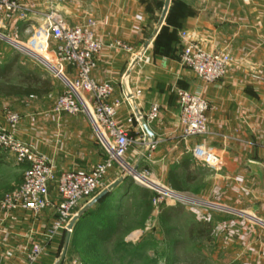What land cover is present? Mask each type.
Returning a JSON list of instances; mask_svg holds the SVG:
<instances>
[{"label": "crops", "instance_id": "obj_1", "mask_svg": "<svg viewBox=\"0 0 264 264\" xmlns=\"http://www.w3.org/2000/svg\"><path fill=\"white\" fill-rule=\"evenodd\" d=\"M23 1L34 5L26 18L3 17L5 27L1 32L6 38H0V67L13 61L14 64L0 81L5 84L2 87L26 88L25 76L32 72L50 85L40 94L1 91L0 128L7 127L4 110L12 109L21 117L18 137L49 157L57 175L69 170L89 172L107 154L85 114L55 110L66 90L65 81L47 75L41 68L21 67L17 82L10 83L21 61L18 51L33 62L42 60L38 53L17 48L12 40L18 36L21 43L30 47L49 5L46 0ZM163 3L164 0H65L54 6L72 25L88 19L96 22V37L105 47L97 57L93 77L114 86L112 101L124 98L123 79L152 33ZM183 33L208 51L224 52L234 58L221 80L206 84L182 65L180 58L186 42ZM55 45L56 41L51 40L50 46ZM63 73L69 79L76 78L72 66L64 65ZM128 88L135 95V103L124 102L117 120L119 125L131 128L132 135L141 134L143 126L130 125L128 118L137 110L148 114L154 104L160 107L158 118L148 123L155 148L143 157L152 174L181 194L192 192V183L206 182L212 203L245 218L233 222L232 233L242 247L234 260L241 259V264H264V0H172L164 25L132 71ZM178 88L202 93L209 101L206 135L183 138ZM146 137L149 139L147 132ZM197 144L218 154L223 160L222 172L205 167L193 157L191 149ZM139 155L134 157L130 153L127 159L135 162ZM24 168L12 152L0 148V169H21L19 183L10 184V188L23 181ZM171 171L176 174L179 191L171 185ZM108 173L107 186L117 180L119 168L115 165ZM50 192L54 201L59 200L54 184L50 185ZM4 194L0 191V199ZM55 217L54 209L38 214L0 209V264H29L27 252L34 242L44 246L37 264H55L59 257L57 247L65 233L58 231L49 236Z\"/></svg>", "mask_w": 264, "mask_h": 264}, {"label": "built area", "instance_id": "obj_2", "mask_svg": "<svg viewBox=\"0 0 264 264\" xmlns=\"http://www.w3.org/2000/svg\"><path fill=\"white\" fill-rule=\"evenodd\" d=\"M65 0H46L49 9L42 15L44 23L34 31L31 46L28 47L18 40H12L21 50H31L41 56L44 52L55 59V67L49 65L63 75L66 83L65 92L59 97L55 110L68 114H85L94 130V133L106 151L107 158L95 165L89 171L69 170L57 175L49 157L40 152L32 143L18 137L20 115L10 109H5L7 127L0 128V146L15 155L16 162L25 165L22 184L8 192L0 200V209L5 212L18 210L31 211L35 214L47 209L56 212L48 234L53 237L58 231L68 232L71 219L86 203L93 199L100 191L107 187L105 176L113 166L121 164L127 155L130 146L134 143L131 128L119 125L118 110L124 103L123 99L111 100L114 86L110 82H98L93 77L98 55L105 44L98 40L95 33L96 22L88 19L85 23L72 25L64 16L55 10L54 6ZM33 4L23 0H0V38H6L1 32L5 27L3 17L26 18L33 10ZM186 39L180 61L183 66L191 69L203 82L212 84L221 80L227 72V67L234 58L224 52H211L203 49L199 44ZM55 40L56 45L50 46ZM120 45V44H119ZM36 50V51H34ZM64 65L72 66L76 70V78L69 79L63 73ZM139 94V92L137 93ZM135 97V95L133 94ZM179 103V122L183 131V138L189 139L205 135L208 132V111L210 103L202 93L192 92L184 88L177 89ZM158 104L152 106L151 111L138 117L136 113L128 118L130 125L141 124V119L151 123L159 116ZM141 128L143 147L149 151L155 148V142L147 139L144 128ZM194 158L203 160L216 169L223 166V160L210 149L197 146ZM54 184L59 200L51 197L50 185ZM44 252V246L34 242L27 252L29 264L38 261Z\"/></svg>", "mask_w": 264, "mask_h": 264}, {"label": "rangeland", "instance_id": "obj_3", "mask_svg": "<svg viewBox=\"0 0 264 264\" xmlns=\"http://www.w3.org/2000/svg\"><path fill=\"white\" fill-rule=\"evenodd\" d=\"M8 47L3 46V49ZM18 53L21 61L11 75L10 83L17 82L21 67L41 68L47 75H56L64 80L63 75L57 74L51 66L55 67V59L49 53L44 52L41 56L51 65L44 60L35 59L36 62H33L23 52ZM3 83L0 81V92L5 85ZM133 138L134 143L124 161L115 164L119 168L118 178L128 172L132 182L111 190L103 200L90 208L70 233L64 231L57 247L58 259L64 253L61 264H241V259L234 260L242 247L232 228L234 221H244L245 218L220 205L218 208L224 211L212 208L208 203H212L210 199L213 197L202 180L189 186L192 192L179 193L189 202L197 203L190 204L170 194L166 190L169 187L152 174L146 160L139 161L138 169H133L131 165L137 160L132 162L127 158L130 153H134V157L141 153L144 139L138 133ZM197 146L203 145L193 146V157ZM199 161L217 172L224 169L223 166L216 169L203 160ZM20 170L12 172L10 169H0V191L5 193L3 197L22 184L23 181L10 188V184L19 183ZM145 190L150 191L151 195L146 197ZM96 229L108 230L109 233L99 235ZM68 233L70 238L64 248Z\"/></svg>", "mask_w": 264, "mask_h": 264}, {"label": "water", "instance_id": "obj_4", "mask_svg": "<svg viewBox=\"0 0 264 264\" xmlns=\"http://www.w3.org/2000/svg\"><path fill=\"white\" fill-rule=\"evenodd\" d=\"M171 2L172 0H164L163 3V7L159 16V19L152 31V33L150 34V36L148 37V39L146 40L144 46L142 47V49L139 51V53L137 54V56L134 58V60L132 61L124 79H123V83L126 86V92H125V96L129 99V101L134 105L135 103V98L133 96V93L129 90L128 88V81L129 78L132 74V71L134 70V68L136 67L138 61L142 58V56L144 55V53L146 52L148 46L150 45V43L155 39V37L158 35L159 31L161 30L162 26L164 25L166 16L169 12V9L171 7ZM58 74V72H57ZM136 115L139 117L141 115V113L137 110ZM141 124L143 126V128L145 129V131L147 132L148 138L150 140L153 139L154 134L152 132V130L149 128L148 123L144 120L141 119ZM149 150L148 146H145L144 149L141 151L139 158L137 160L136 163L132 164L131 167L133 169H138V162L141 161L144 157V155L146 154V152ZM130 180V174L128 172H125L122 176H120L117 180H115L113 183H111L110 185H108L106 188H104L102 191H100L93 199H91L88 203H86L81 209L78 210L77 214L71 219L69 225H68V232L70 233L72 231V229L74 228V226L76 225V223L78 222V220L91 208L93 207L96 203H98L100 200H102L104 197H106L111 190H113L114 188L123 185L125 182ZM132 182V181H131ZM130 182V183H131ZM169 190V189H167ZM172 192V191H171ZM173 194L176 196L177 199L181 200V201H187L189 202V199L182 197V195H180L177 192H173ZM187 199V200H186ZM190 204H197L196 201H191L189 202ZM200 204V203H199ZM212 208L215 209H219L217 204H213V203H208ZM202 205H206V203H202ZM69 233L67 234L66 237V243L64 248L67 247V243L68 240L70 238ZM64 254V253H63ZM61 258L58 259L55 264H60V260Z\"/></svg>", "mask_w": 264, "mask_h": 264}, {"label": "trees", "instance_id": "obj_5", "mask_svg": "<svg viewBox=\"0 0 264 264\" xmlns=\"http://www.w3.org/2000/svg\"><path fill=\"white\" fill-rule=\"evenodd\" d=\"M13 64H14V61L0 67V78H5L8 76L9 72L12 70ZM25 82L28 84L26 86V88L10 86V87H2L1 90H2V92H5V93L15 91L17 93H27V94L38 93V94H40L42 92H46L48 90L49 85H50L48 80L42 79L37 74L32 73V72H30L28 75L25 76ZM128 182H131V180L125 182L124 184L127 183V185H128ZM170 182H171V185L174 188V190H176V191L181 190L180 184L177 181L176 174L173 171L170 172ZM144 195L147 197V196H150L151 193H150V191L145 190ZM89 211H90V209L78 221H80ZM95 232L99 235L103 234V232H106L105 234L109 233L108 230L104 231L101 229H96ZM41 258H42V255L38 259V261L33 263V264H37L41 260Z\"/></svg>", "mask_w": 264, "mask_h": 264}, {"label": "bare ground", "instance_id": "obj_6", "mask_svg": "<svg viewBox=\"0 0 264 264\" xmlns=\"http://www.w3.org/2000/svg\"><path fill=\"white\" fill-rule=\"evenodd\" d=\"M42 58V60L46 61L44 57L40 56ZM167 190V188H166ZM170 192V194H173L170 190H168Z\"/></svg>", "mask_w": 264, "mask_h": 264}]
</instances>
